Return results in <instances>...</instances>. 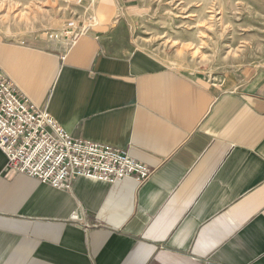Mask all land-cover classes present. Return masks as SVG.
Listing matches in <instances>:
<instances>
[{
    "label": "crops",
    "instance_id": "0c3cea01",
    "mask_svg": "<svg viewBox=\"0 0 264 264\" xmlns=\"http://www.w3.org/2000/svg\"><path fill=\"white\" fill-rule=\"evenodd\" d=\"M83 1L86 28L0 32V70L73 137L153 173L63 190L6 171L0 150V264H264V70L187 74L129 47L127 0Z\"/></svg>",
    "mask_w": 264,
    "mask_h": 264
},
{
    "label": "rangeland",
    "instance_id": "374dc122",
    "mask_svg": "<svg viewBox=\"0 0 264 264\" xmlns=\"http://www.w3.org/2000/svg\"><path fill=\"white\" fill-rule=\"evenodd\" d=\"M126 3L136 8L125 20L132 49L140 48L180 71L215 82L228 76L242 80L264 70V0ZM92 11L83 0H0V32L16 39L47 38L50 32L58 33L52 28L63 22L71 25L82 18L86 27L94 24Z\"/></svg>",
    "mask_w": 264,
    "mask_h": 264
},
{
    "label": "built area",
    "instance_id": "2783aa9c",
    "mask_svg": "<svg viewBox=\"0 0 264 264\" xmlns=\"http://www.w3.org/2000/svg\"><path fill=\"white\" fill-rule=\"evenodd\" d=\"M70 33L69 29L63 31L64 35ZM48 37L56 39L61 34L50 32ZM0 150L6 171L26 174L63 190L70 189L72 180L79 176L108 183L130 177L141 183L153 173L126 150L73 137L44 108L19 92L1 70Z\"/></svg>",
    "mask_w": 264,
    "mask_h": 264
}]
</instances>
